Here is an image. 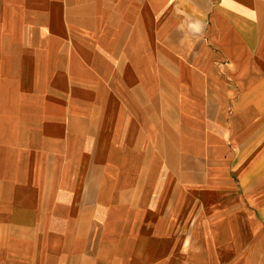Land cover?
Returning a JSON list of instances; mask_svg holds the SVG:
<instances>
[{
    "label": "crops",
    "instance_id": "0c3cea01",
    "mask_svg": "<svg viewBox=\"0 0 264 264\" xmlns=\"http://www.w3.org/2000/svg\"><path fill=\"white\" fill-rule=\"evenodd\" d=\"M0 264H264V0H0Z\"/></svg>",
    "mask_w": 264,
    "mask_h": 264
}]
</instances>
